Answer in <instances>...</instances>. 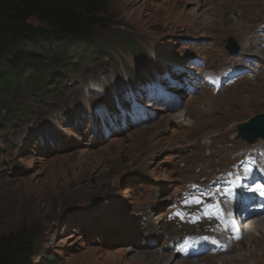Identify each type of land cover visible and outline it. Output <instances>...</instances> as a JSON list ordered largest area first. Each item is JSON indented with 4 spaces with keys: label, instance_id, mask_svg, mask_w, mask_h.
Segmentation results:
<instances>
[{
    "label": "rangeland",
    "instance_id": "rangeland-1",
    "mask_svg": "<svg viewBox=\"0 0 264 264\" xmlns=\"http://www.w3.org/2000/svg\"><path fill=\"white\" fill-rule=\"evenodd\" d=\"M182 13L185 22L177 26ZM103 16L88 54L70 46L66 63L48 72L46 93L22 83L14 94L24 112L1 113L0 239L25 232L37 250L33 264H132L134 253L151 250L205 264L216 247L205 245V216L193 197L197 184L205 194V186L215 188L202 203L210 214L215 200L209 195L227 193L226 177L254 158L246 154L251 144L232 140L234 125L264 113V102L243 110L230 95L237 90L245 101L257 83L264 101V36H258L264 35V0H108ZM246 25L252 26L248 37L262 41L254 48L238 35ZM229 36L237 52L253 56L254 71L237 78L232 91L195 86L189 93L187 80L198 63L216 68L229 60ZM169 64L182 81L172 87L179 95L174 103L144 100L146 116L136 124L109 120L104 111L97 120L96 90L105 89L98 98L114 106V86L129 92L151 84L154 71ZM130 71L139 79L131 85ZM168 80L175 83L173 76ZM168 113L172 118L164 117ZM211 139L222 149L210 157L202 143ZM254 161L257 171L264 156ZM42 190L53 194L45 197ZM233 205L238 202L229 201ZM178 226L192 232H174ZM190 236L199 241L191 249L200 252L187 248ZM138 264L156 263L144 255Z\"/></svg>",
    "mask_w": 264,
    "mask_h": 264
},
{
    "label": "trees",
    "instance_id": "trees-1",
    "mask_svg": "<svg viewBox=\"0 0 264 264\" xmlns=\"http://www.w3.org/2000/svg\"><path fill=\"white\" fill-rule=\"evenodd\" d=\"M107 2L0 0V116L8 108L24 112L14 94L22 83L46 93L48 72L66 63L70 46L88 52L94 29L104 25ZM36 255L23 231L0 239V264H33Z\"/></svg>",
    "mask_w": 264,
    "mask_h": 264
},
{
    "label": "bare ground",
    "instance_id": "bare-ground-1",
    "mask_svg": "<svg viewBox=\"0 0 264 264\" xmlns=\"http://www.w3.org/2000/svg\"><path fill=\"white\" fill-rule=\"evenodd\" d=\"M185 18V14L182 13L180 15V18L178 19L179 22L177 26L179 24H183L185 22ZM251 28L252 26L248 25L243 27L240 31L239 29L234 28L235 31H239L238 35L243 41H245V43H242L243 45L245 44L244 47L249 48L251 46L254 48L256 47V45L262 42L258 40V36L264 35L259 34L258 36H256L254 34H251V36L248 37L247 32L251 30ZM260 52V49H255L252 53L256 55ZM239 56L243 61H246L248 60V58L253 57L249 56V54L244 52H239ZM233 64H235V62H233ZM253 67L254 65L249 68V74L254 71ZM245 75L246 74H242L237 78H243ZM237 78L226 86L225 90H227V92H229L230 90L232 91V89L236 85L237 80H239ZM256 85L257 83H255V85L253 86V89L247 90L245 94L247 97V100H245L246 102L244 100L240 101L241 94L237 90L231 93L230 99L237 98V101L238 103L240 102L241 106L243 107V110H245L247 104L263 103L264 101H262L261 98L258 97V94H260L261 90L259 89V87H256ZM162 91L163 93L165 92L164 89ZM201 97L203 99L204 95H202ZM147 103H150L154 106L157 105L151 101ZM227 108L229 109L230 105ZM227 108L226 111H228ZM164 117L172 118L169 113L166 114ZM238 123L234 125L236 135L235 137H232V140L242 142L245 145H254L256 143L255 145H258L254 147V149L256 148V153L252 154L254 158L252 157L250 160L253 161L252 164L257 165L255 164L256 162L254 161V159H257L258 161V157L262 158L264 156V138L258 137L253 143L239 138L237 136L236 130V125ZM257 140L259 141L256 142ZM215 143L216 141L214 139L205 140L204 144L202 143V146H204L206 150H209V156L212 154V151H215L217 154H219V151L222 149V145ZM212 148H214V150ZM260 162L262 163L261 166L260 163H258L260 169L258 168V170L256 169L257 171H254L252 168L254 166L248 163L245 159L244 168L238 169L236 173H230V175L226 177V180L228 181L227 183H225L228 187H226L227 193L223 194L222 188L218 189L217 192L209 195L210 198H213L215 200V204L213 203L210 208L211 211L215 209L216 216L210 215L208 217H203L201 222L202 226L200 227H202V229L206 231L207 242L205 243V245H215L216 249L206 258H204L203 261L205 262V264H264V195H260V192L257 193V191L248 190L252 188L254 189L256 185H259V183L262 182H258L257 180L260 178H264V162ZM254 178H257V180L253 181V184H248V181L253 180ZM201 185L205 186L204 184ZM221 186L225 187L224 184H221ZM28 188L31 189V187L29 186ZM205 188H207L206 194L202 195V197L204 199V203H207L206 196L209 190H214L215 188H210L206 186ZM41 192L42 195L45 197L46 195L53 194L51 193V191L46 190H42ZM255 192L257 193V196ZM243 198L248 201H251L249 203L240 204L241 200L243 201ZM229 201H233V203L238 202V206L234 207L233 205V207H228ZM216 210H221L222 213ZM236 217H238V219L240 220H236ZM184 229L192 232V227L180 228L179 226L177 228H173V231H184ZM189 238L193 239L194 237L190 236ZM195 242H199L197 238ZM187 248L190 249L192 253L194 252V249H191V245H188ZM136 249L137 248L135 247L134 250L139 251V249ZM204 249L207 248L204 247ZM144 255L152 259L156 264H196L198 262L184 256L172 261L171 259H169V257H167L168 255L166 253H159L156 250H151L143 251L142 253L138 252L137 254L134 253L133 256L135 257V260H132V264H138V262L142 260ZM213 258H218L219 263L214 262Z\"/></svg>",
    "mask_w": 264,
    "mask_h": 264
},
{
    "label": "water",
    "instance_id": "water-1",
    "mask_svg": "<svg viewBox=\"0 0 264 264\" xmlns=\"http://www.w3.org/2000/svg\"><path fill=\"white\" fill-rule=\"evenodd\" d=\"M225 48L230 52H236L238 46L234 39L229 36ZM237 136L250 143L260 137L264 138V113L256 114L236 125Z\"/></svg>",
    "mask_w": 264,
    "mask_h": 264
},
{
    "label": "snow or ice",
    "instance_id": "snow-or-ice-1",
    "mask_svg": "<svg viewBox=\"0 0 264 264\" xmlns=\"http://www.w3.org/2000/svg\"><path fill=\"white\" fill-rule=\"evenodd\" d=\"M249 191H257L260 192V195H264V191H261V186L260 185H256V187L254 189H248ZM193 200L197 203H199V198L194 197ZM185 203H187V201H185ZM206 239V238H205Z\"/></svg>",
    "mask_w": 264,
    "mask_h": 264
}]
</instances>
